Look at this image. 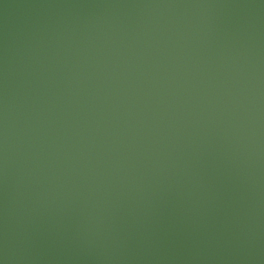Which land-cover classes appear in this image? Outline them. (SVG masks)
Here are the masks:
<instances>
[{"label":"water","instance_id":"95a60500","mask_svg":"<svg viewBox=\"0 0 264 264\" xmlns=\"http://www.w3.org/2000/svg\"><path fill=\"white\" fill-rule=\"evenodd\" d=\"M0 264H264V0H0Z\"/></svg>","mask_w":264,"mask_h":264}]
</instances>
